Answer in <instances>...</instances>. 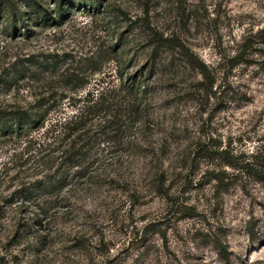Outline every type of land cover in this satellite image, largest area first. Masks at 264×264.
<instances>
[{"label":"rangeland","instance_id":"obj_1","mask_svg":"<svg viewBox=\"0 0 264 264\" xmlns=\"http://www.w3.org/2000/svg\"><path fill=\"white\" fill-rule=\"evenodd\" d=\"M34 1L54 18L55 0ZM67 1L80 7L65 3L61 26L26 21L27 33L0 20V108L31 102L3 71L50 55L72 56L87 87L122 70L151 93L125 161L80 182L49 224L7 209L0 264H264V0H99L103 13ZM109 43L118 52L104 75L79 63ZM199 64L215 78L213 98Z\"/></svg>","mask_w":264,"mask_h":264},{"label":"trees","instance_id":"obj_2","mask_svg":"<svg viewBox=\"0 0 264 264\" xmlns=\"http://www.w3.org/2000/svg\"><path fill=\"white\" fill-rule=\"evenodd\" d=\"M55 2L59 8L51 18L43 5L34 0H0V20L12 17L14 23L18 21L24 28L27 22L35 27L52 23L61 26L68 15L65 3L71 12L80 7L67 0ZM82 4L93 11L101 10L102 6L99 0ZM25 7L27 11L21 12ZM25 32L31 33L28 28ZM109 44L105 45V50L100 47L79 58V63L93 75H104V66L114 60L118 52L117 44ZM69 58L75 62L68 54L50 55L41 62H33L32 69L3 71L1 77L6 79L2 81L5 86L25 89L23 92L31 96V102L25 107L16 104L0 108V189L6 186L0 192V220L7 209L15 205L21 215L37 214L32 221L34 226L49 224V217L70 206L71 194L80 182L89 181L99 176L100 171L125 161L123 153L130 145L131 132L142 119L150 87L127 77L122 70L117 71L119 81L110 71L109 77L113 79L97 80L87 87L83 67H71ZM198 67L202 91L213 98L217 93L212 94L215 78L205 65ZM35 81L40 82L41 87H36L39 84L34 87ZM21 82H28L30 86L21 87ZM215 155L217 153L208 151L209 158ZM226 160V164L237 168L236 161ZM211 179L219 182L218 175ZM29 224L30 221L26 222L25 227ZM20 228V223L12 226L9 236ZM12 239L6 243H11Z\"/></svg>","mask_w":264,"mask_h":264}]
</instances>
